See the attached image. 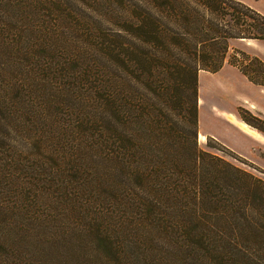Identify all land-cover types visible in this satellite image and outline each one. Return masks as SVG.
I'll return each instance as SVG.
<instances>
[{
  "label": "trees",
  "instance_id": "16d2710c",
  "mask_svg": "<svg viewBox=\"0 0 264 264\" xmlns=\"http://www.w3.org/2000/svg\"><path fill=\"white\" fill-rule=\"evenodd\" d=\"M41 1L60 5L64 41L60 264H264V178L197 144L200 70L220 69L233 38L264 39V13L243 0H126L99 32L83 1ZM160 44L178 53L175 95L191 101L193 134L155 121L144 80ZM229 60L264 84L258 55L236 48ZM132 64L144 89L136 131ZM242 110L264 132V118Z\"/></svg>",
  "mask_w": 264,
  "mask_h": 264
},
{
  "label": "rangeland",
  "instance_id": "374dc122",
  "mask_svg": "<svg viewBox=\"0 0 264 264\" xmlns=\"http://www.w3.org/2000/svg\"><path fill=\"white\" fill-rule=\"evenodd\" d=\"M80 1L99 32L118 20L126 2ZM243 1L264 13V0ZM45 5L41 0H0V234L4 240V244L0 241V264H60V49L64 41L60 40V5L55 11ZM182 16L185 20L186 15ZM168 26L172 40V22ZM246 42L231 39L228 57L236 48H247ZM150 53L152 66L144 86L151 92L156 123L165 134H193L191 101L183 105L175 95L176 49L160 44ZM261 53L264 56V49ZM128 72L137 78L129 124V130L136 131L144 89L140 69L132 64ZM217 78L205 74L202 81L206 127L212 126L211 100L217 99L222 106L233 101V88L218 87ZM251 96L246 91L239 99ZM241 113L245 115L242 109ZM259 136L264 141V134ZM197 144L264 178V168L214 137L199 132Z\"/></svg>",
  "mask_w": 264,
  "mask_h": 264
},
{
  "label": "crops",
  "instance_id": "0c3cea01",
  "mask_svg": "<svg viewBox=\"0 0 264 264\" xmlns=\"http://www.w3.org/2000/svg\"><path fill=\"white\" fill-rule=\"evenodd\" d=\"M232 40H244L248 44L244 48L248 53L258 55L264 60L261 50L264 49V39L257 38H233ZM254 42H251V41ZM254 43V44H253ZM257 43V45H256ZM243 49V50H244ZM217 75L218 87H232V103L226 106L219 105L217 99L210 101L212 126L203 125V109L207 100L203 97L204 89L202 81L204 75ZM212 91H214L212 89ZM249 91L254 97L239 99L242 92ZM216 95H220L216 93ZM249 99V100H248ZM219 100V99H218ZM248 109L254 114L264 118V84L250 79V77L237 65L230 62L229 57L222 67L216 71L201 69L199 72V132L205 136H211L220 141L224 146L237 154L249 159L251 162L264 168V141L252 132L263 133L257 127L248 123L241 115L240 109ZM257 108V109H256ZM233 118V120L230 117ZM240 123V124H239ZM247 126L251 131L246 130ZM204 126V128H203Z\"/></svg>",
  "mask_w": 264,
  "mask_h": 264
},
{
  "label": "bare ground",
  "instance_id": "6f19581e",
  "mask_svg": "<svg viewBox=\"0 0 264 264\" xmlns=\"http://www.w3.org/2000/svg\"><path fill=\"white\" fill-rule=\"evenodd\" d=\"M247 42H249V41H247ZM256 45H257V43H256ZM257 109V108H256ZM230 117V116H229ZM232 120H233V118L232 117H230ZM240 124V123H239ZM246 130H248V131H251L247 126H245V125H242ZM252 132V131H251ZM254 135H256L257 137H260L259 136V134H257L256 132H252ZM261 138V137H260Z\"/></svg>",
  "mask_w": 264,
  "mask_h": 264
}]
</instances>
